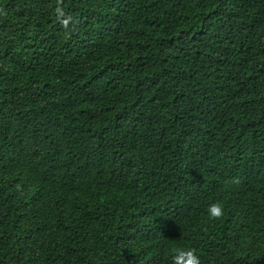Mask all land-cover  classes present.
<instances>
[{"label": "trees", "instance_id": "1", "mask_svg": "<svg viewBox=\"0 0 264 264\" xmlns=\"http://www.w3.org/2000/svg\"><path fill=\"white\" fill-rule=\"evenodd\" d=\"M56 6L0 0V264H264V0Z\"/></svg>", "mask_w": 264, "mask_h": 264}, {"label": "clouds", "instance_id": "2", "mask_svg": "<svg viewBox=\"0 0 264 264\" xmlns=\"http://www.w3.org/2000/svg\"><path fill=\"white\" fill-rule=\"evenodd\" d=\"M54 11L57 21L61 24L64 35L70 37L78 31L79 22L65 11L63 0H57V6ZM7 15V10L4 7H0V16L6 17ZM233 183H239V180L236 179ZM207 212L210 220H220L225 214V206L222 201H216L208 206ZM171 260L172 264H202L201 257L195 248H174L172 250Z\"/></svg>", "mask_w": 264, "mask_h": 264}]
</instances>
